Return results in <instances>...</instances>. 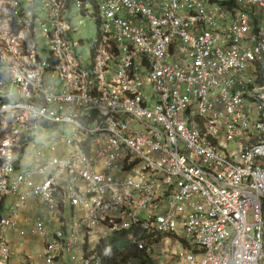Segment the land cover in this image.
<instances>
[{"label":"built area","instance_id":"1","mask_svg":"<svg viewBox=\"0 0 264 264\" xmlns=\"http://www.w3.org/2000/svg\"><path fill=\"white\" fill-rule=\"evenodd\" d=\"M70 4L0 0V264L31 198L42 264L132 229L153 264H264V0H77L88 59Z\"/></svg>","mask_w":264,"mask_h":264},{"label":"crops","instance_id":"2","mask_svg":"<svg viewBox=\"0 0 264 264\" xmlns=\"http://www.w3.org/2000/svg\"><path fill=\"white\" fill-rule=\"evenodd\" d=\"M29 204L26 209H23L20 212V215L17 219L18 228L15 230H10L7 235L6 239L8 244L10 245L12 251L11 263L10 264H42V250L43 245L45 242V238L42 236L32 233L31 227L34 224V220L37 218H44L48 224L53 227V215L47 212L43 206H39L38 204L34 205V202L40 203L37 199L31 198L29 199ZM83 213L82 209H77L72 206L67 205L64 210V215L66 216L67 225L65 227L66 231H69V223L71 218L80 215ZM50 222V223H49ZM39 240L38 248H33V244L31 238L28 237V233ZM93 235L85 236L82 241L84 240L86 243L82 246L78 245V249L76 253L80 254L81 248L87 246L91 243ZM69 257L70 264H73L70 255L66 254L64 257ZM63 257V258H64ZM62 259V258H61ZM60 260V259H59Z\"/></svg>","mask_w":264,"mask_h":264},{"label":"trees","instance_id":"3","mask_svg":"<svg viewBox=\"0 0 264 264\" xmlns=\"http://www.w3.org/2000/svg\"><path fill=\"white\" fill-rule=\"evenodd\" d=\"M73 0H68L71 3ZM107 243L98 245L103 264H153L151 253L138 247V242L149 243V236L137 229L111 233Z\"/></svg>","mask_w":264,"mask_h":264},{"label":"rangeland","instance_id":"4","mask_svg":"<svg viewBox=\"0 0 264 264\" xmlns=\"http://www.w3.org/2000/svg\"><path fill=\"white\" fill-rule=\"evenodd\" d=\"M77 0H73L70 4L69 15L71 17V26L74 29L72 37L76 40L82 41L83 45L78 50L83 54L85 59L89 58L91 41L97 37V21L92 15L93 8L90 5L84 7V11L75 6ZM86 11V12H85ZM83 12V13H82ZM36 221L34 220V223ZM109 232L104 236L103 240L106 242L110 239ZM31 238L33 248H38L39 240L34 238L31 233H28ZM100 241V240H99ZM82 246V243L80 244ZM56 264H70L69 257H64L56 262Z\"/></svg>","mask_w":264,"mask_h":264},{"label":"bare ground","instance_id":"5","mask_svg":"<svg viewBox=\"0 0 264 264\" xmlns=\"http://www.w3.org/2000/svg\"><path fill=\"white\" fill-rule=\"evenodd\" d=\"M48 223V222H47ZM50 223V222H49Z\"/></svg>","mask_w":264,"mask_h":264}]
</instances>
